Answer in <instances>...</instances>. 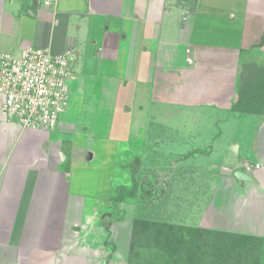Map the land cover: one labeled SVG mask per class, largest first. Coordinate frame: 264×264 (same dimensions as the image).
Segmentation results:
<instances>
[{
    "label": "crops",
    "instance_id": "obj_1",
    "mask_svg": "<svg viewBox=\"0 0 264 264\" xmlns=\"http://www.w3.org/2000/svg\"><path fill=\"white\" fill-rule=\"evenodd\" d=\"M27 46L67 54L68 105L54 129L24 128L0 94V264L94 263L91 237L128 188L133 146L160 141L169 154L208 142L222 153L201 228L264 247V114L233 109L248 71L264 68V0H0V55ZM106 149L112 162L97 157Z\"/></svg>",
    "mask_w": 264,
    "mask_h": 264
},
{
    "label": "rangeland",
    "instance_id": "obj_2",
    "mask_svg": "<svg viewBox=\"0 0 264 264\" xmlns=\"http://www.w3.org/2000/svg\"><path fill=\"white\" fill-rule=\"evenodd\" d=\"M118 107H120V103ZM174 120L176 119L165 121L161 118L160 120L156 119L155 122L158 121L160 126H163V124L177 125L178 121ZM156 135L152 136L157 137ZM156 143L158 142L156 141ZM112 144L111 142L109 147L114 148L115 146H112ZM149 145L152 144L149 143ZM163 146V141H160V150H153L151 147L145 146L144 151H142L136 144L133 146V154L136 155L135 157L140 158V164L138 163L137 168H130V182L127 186V193L132 192L133 195L128 194L127 197L121 200L122 204L121 201L114 203L112 200L110 206L106 203L103 205V209L101 207V210H106L102 217L106 224L103 228L104 231L96 229V232L91 237L93 241L99 242L97 248L95 245L92 248L90 247L92 258H95L94 263L91 262V264H166L161 255L170 254V250L166 247L161 248L159 243L154 245L153 241H137L132 249L131 238L134 233V221L136 219L142 224L151 223L153 226L149 225L151 228L150 232L161 230V227L164 229L163 225H170L174 229L181 228L178 232L179 235L187 239L193 237L189 234V228L202 229L204 231L195 232V235L200 237V242L205 245L206 242L204 243L203 240L210 242L211 237H215L210 230L201 228L202 222H205V219L202 220V210L205 208L206 202L203 197L210 188V179L214 174V169L217 168L223 171L221 164L217 166L211 165L212 160L214 162V160L218 159L217 161L221 163L223 160L222 153H212L213 150H211L209 142L205 143L203 148L201 147L203 152H197V155L192 151H184L186 154L183 151H175L169 154L165 152L166 149L163 150ZM252 147L255 146L253 145ZM103 153L106 154L107 162L113 161L114 153L110 154L108 149L99 150L97 157L99 154L104 155ZM133 160L135 161L136 158ZM95 163L93 164L96 165ZM97 172L100 180L99 186L102 191H105L108 185L106 179L101 176L99 171ZM80 174L79 170V177L76 176V183L72 186L74 190L80 189L78 186L82 179ZM92 174L93 176L95 175L94 172ZM88 178L86 174V188L91 189V194L98 195L96 183H91V188L88 187ZM103 193L106 194V192ZM96 219L99 221L101 218L97 216ZM88 230L89 228L86 229V233H89L90 230ZM161 234L163 233L160 232ZM143 242L152 245V247L141 245ZM198 244L200 243L198 242ZM193 246L194 244L192 243L190 249L193 258H195L197 252L194 255ZM132 251L135 254L130 259ZM230 256L234 258V256ZM248 258L257 259L254 256ZM42 264L51 263L47 260V262L44 261ZM167 264L170 263L167 262Z\"/></svg>",
    "mask_w": 264,
    "mask_h": 264
},
{
    "label": "built area",
    "instance_id": "obj_3",
    "mask_svg": "<svg viewBox=\"0 0 264 264\" xmlns=\"http://www.w3.org/2000/svg\"><path fill=\"white\" fill-rule=\"evenodd\" d=\"M45 4H49L45 1ZM66 53L27 46L0 55L3 113L24 128L54 129L68 105Z\"/></svg>",
    "mask_w": 264,
    "mask_h": 264
},
{
    "label": "trees",
    "instance_id": "obj_4",
    "mask_svg": "<svg viewBox=\"0 0 264 264\" xmlns=\"http://www.w3.org/2000/svg\"><path fill=\"white\" fill-rule=\"evenodd\" d=\"M246 86L247 82L245 85L242 83L238 91V99L233 104V109L264 114V68L252 67L251 71H248V87ZM247 92L248 97H246ZM133 168L136 169L137 166L134 165ZM132 171L135 172L134 169ZM128 194L133 195L132 192L127 193V188L120 187L116 190L112 200L117 203L127 197ZM149 225L153 226L147 222L142 224L138 219L134 221L135 228L131 238L132 249L137 241H153L154 245L159 243L161 248L166 247L170 250V254L161 255L166 264L167 262L170 264H182V262L183 264H248V261L249 264H263L260 259L264 252V247L260 238L226 231H210L215 237H211L210 242L203 240L204 243L206 242L205 245L200 242V237L195 235V232L204 231L202 229L189 228V234L193 237L187 239L179 235L178 232L181 228L174 229L170 225L162 224L164 227V229L161 227L162 231L155 230L150 232L151 228ZM160 232L163 234L160 235ZM192 243L194 244L193 252L194 255L197 252V258L192 256L190 249ZM141 245L152 247V245H148L145 242L141 243ZM202 246L203 248L201 249ZM134 254V251H132L130 259ZM230 255L234 256V258H231ZM252 256L257 257V259L248 258Z\"/></svg>",
    "mask_w": 264,
    "mask_h": 264
},
{
    "label": "water",
    "instance_id": "obj_5",
    "mask_svg": "<svg viewBox=\"0 0 264 264\" xmlns=\"http://www.w3.org/2000/svg\"><path fill=\"white\" fill-rule=\"evenodd\" d=\"M234 150L236 151L237 150V146L235 145L234 146ZM234 175L236 176V178L238 180H247V179H251V177L249 175H247L244 171H241V170H236L234 172Z\"/></svg>",
    "mask_w": 264,
    "mask_h": 264
}]
</instances>
